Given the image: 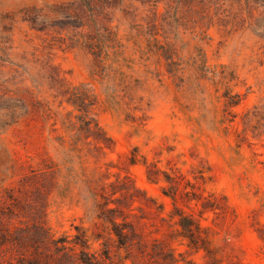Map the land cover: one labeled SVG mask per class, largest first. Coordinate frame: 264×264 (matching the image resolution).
<instances>
[{
	"label": "rangeland",
	"instance_id": "374dc122",
	"mask_svg": "<svg viewBox=\"0 0 264 264\" xmlns=\"http://www.w3.org/2000/svg\"><path fill=\"white\" fill-rule=\"evenodd\" d=\"M0 264H264V0H0Z\"/></svg>",
	"mask_w": 264,
	"mask_h": 264
}]
</instances>
